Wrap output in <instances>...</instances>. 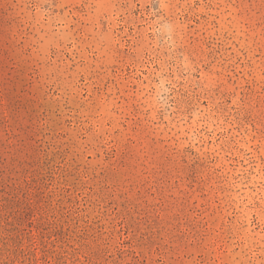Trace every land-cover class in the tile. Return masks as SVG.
Returning <instances> with one entry per match:
<instances>
[{"label": "rangeland", "instance_id": "1", "mask_svg": "<svg viewBox=\"0 0 264 264\" xmlns=\"http://www.w3.org/2000/svg\"><path fill=\"white\" fill-rule=\"evenodd\" d=\"M0 264H264V0H0Z\"/></svg>", "mask_w": 264, "mask_h": 264}]
</instances>
